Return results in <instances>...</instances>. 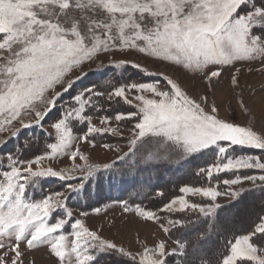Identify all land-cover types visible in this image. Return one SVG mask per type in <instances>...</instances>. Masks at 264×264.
I'll return each instance as SVG.
<instances>
[{
	"label": "snow or ice",
	"instance_id": "obj_1",
	"mask_svg": "<svg viewBox=\"0 0 264 264\" xmlns=\"http://www.w3.org/2000/svg\"><path fill=\"white\" fill-rule=\"evenodd\" d=\"M135 56L161 67L150 71ZM129 68L150 79L125 77ZM226 71L232 98L247 115L240 76L264 74V0H0V150L17 142L0 156V264H25L22 246H47L54 264H264V203L249 230L206 247L219 197L264 193V117L257 129L251 119L242 125L220 115L217 89ZM90 73L96 80L84 84ZM188 75L205 84L203 94H189L180 82ZM257 91L264 99V82ZM122 103L135 110H120ZM124 123H132L127 151L100 144L119 153L114 160L94 163L81 150L95 148L97 137L123 136ZM25 132L30 138L21 144ZM201 157L207 159L194 175L202 183L182 185L162 207L120 201L125 213L166 235L183 230L174 248L138 241L132 251L102 235V227L72 219L70 194L85 192L98 174L131 175ZM59 158L71 166L54 167ZM48 179L61 190H45Z\"/></svg>",
	"mask_w": 264,
	"mask_h": 264
},
{
	"label": "rangeland",
	"instance_id": "obj_2",
	"mask_svg": "<svg viewBox=\"0 0 264 264\" xmlns=\"http://www.w3.org/2000/svg\"><path fill=\"white\" fill-rule=\"evenodd\" d=\"M137 60H139L144 67H147L150 71H156L160 69V65L155 64L149 60H145L139 56L132 57ZM166 71L169 74H172L174 77L178 76L179 73L174 71L173 69H166ZM125 77H132L136 80H148L150 78L144 77L143 74L138 73L135 69L129 68L128 71L125 73ZM151 79H157L156 77H153ZM96 75L95 73H90L88 79L84 81V84H87L89 81H95ZM185 87L186 90L189 92L190 95L193 97H198L199 95L203 94L205 89V84L198 78V77H192L191 75L184 76L181 78L180 81ZM261 82H264V74H261L259 72H247L244 71L240 76V83H241V89L238 91H241L242 98L244 99L246 105L250 109V112L246 115L241 109L237 106V100L232 98V90L230 88V75L229 72L226 71L222 78L221 83L218 86L217 89V103L220 105V115L226 119L232 120L238 124H245V122L249 119L253 121V126L257 129L261 127L262 123V117H264V99H262V95L260 92H256L253 94V89H258ZM67 99V97H65ZM120 110L122 111H134V108H131L128 105L121 104L119 106ZM57 113L54 112L46 121H45V127H48V124L52 122V120L55 119ZM95 123H98V121H94ZM124 131L123 136L121 137H114L111 135H105L104 137L97 138V145L95 148H92L89 145L81 144V150L86 154L90 156V159L94 163H104V162H110L115 159L116 155L119 153L115 152L114 150L105 149L100 146L101 143H108L112 145V148H119L121 151H127L128 147V138L130 136V133L127 131L128 128L132 127V123H124L122 125ZM51 131V129H49ZM26 137L30 138V133L25 132L21 138L20 141L21 144L27 143ZM24 140V141H23ZM51 142V141H50ZM12 144H15L12 142ZM12 144H9L6 146L3 150H0V156L4 152H7L9 149L12 148ZM43 147V137L41 136V149ZM35 147L33 148V152H35ZM207 158L201 157L199 159L200 162L203 160L206 161ZM3 160H0V163H3ZM204 165V162H202ZM202 165V166H203ZM53 166L56 168H67L71 166V161L67 158H59L56 161L53 162ZM140 174H143L146 172L149 176L145 177V175L142 177H139L138 175L133 174L134 177H131L132 184L135 185H141L142 187V193L147 192L148 190V184L153 179L151 176V172L149 170H138ZM177 174V172H175ZM130 177V176H129ZM151 178V179H150ZM54 183L52 182L51 187L48 188L49 183H43V188L46 189H56L58 186H60L61 182L52 179ZM72 183L78 182L77 180L71 181ZM160 184V182H158ZM202 181L199 178H196L191 181L190 184H200ZM160 186V185H159ZM157 186L156 189L159 187ZM181 187V186H180ZM175 188L177 191H179V188ZM223 187V186H222ZM245 188L250 187L249 184L245 183ZM60 188V187H59ZM149 188V187H148ZM47 189V190H48ZM174 188L166 189L164 190V196L163 197H157V200L154 199L149 204V209L156 210L168 200H170L172 197L180 195V193H176ZM47 194V193H44ZM97 194H101V191H98ZM71 195V194H70ZM259 195V194H258ZM253 192H247L242 195V197L238 198L243 200V203L237 207V209H228L225 215H230V217L227 219V221L224 220V218L221 216L220 209L218 210V217H217V229L214 230V233L216 235H220L223 229H227L228 231H233L234 229L238 230L240 226L250 227L253 221L256 219V215L260 213L261 210V204L264 203V193H261L259 197L256 199H252ZM41 197V193L39 190H37L34 193V198L39 199ZM250 197V198H249ZM254 198V197H253ZM195 199V198H194ZM238 201V200H237ZM76 200L73 197L68 203L69 206H73L75 204ZM217 202L222 205L221 208L226 207L227 204H231L236 201H230L228 197L222 196L219 197ZM235 207V206H234ZM73 209V208H72ZM74 216L73 220L80 218L85 221L87 226L90 228H98L102 227V235H104L107 238L113 239L118 244H122L124 247L136 251L138 250L141 245L138 243V241L146 242L148 245H152L155 242L159 240H165L167 243V247L169 249L176 247V245L173 243L172 238L169 235H166L162 229H160L159 225L150 221H144L142 218H139L135 215L134 212H128L125 213L123 211L122 207L119 206H106L104 207L99 214H95L91 211H89V216L87 217H80L79 212L73 210ZM60 215H62L61 212L54 213L53 216L50 218L51 222H55V219L58 218ZM160 215L166 216L167 213H160ZM175 215H182V214H175ZM228 217V216H227ZM233 218V222L231 223L230 220ZM164 221L162 220L161 223ZM245 224V225H244ZM71 225H66L65 231L68 232L70 230ZM244 228V227H243ZM213 233V234H214ZM213 234L210 236L213 237ZM209 237V238H210ZM211 238L209 240H211ZM172 243V244H171ZM21 250L24 252V260L25 264H54V258L50 256L47 250V246H41L37 249L33 250H27L23 246Z\"/></svg>",
	"mask_w": 264,
	"mask_h": 264
},
{
	"label": "trees",
	"instance_id": "obj_3",
	"mask_svg": "<svg viewBox=\"0 0 264 264\" xmlns=\"http://www.w3.org/2000/svg\"><path fill=\"white\" fill-rule=\"evenodd\" d=\"M77 131H79V129ZM97 138L99 139V137H97ZM13 143H17V142L13 141ZM19 143H21V142H19ZM34 153L38 154V152H36V151ZM199 159L193 160L189 163H182V164H167V163H159L158 162L152 168H148V169L141 168L142 170H149L151 172V174L153 175V176H151L153 179L150 178L151 181L153 182L152 186L150 185L148 188V191H147V192H150V194L152 195L153 198L152 199H145L144 194H141L140 198L138 200H135V202L133 203V206L136 204H141L142 206L148 208L150 202L154 199V197H155V200H157V197L155 196V192L157 190L164 191L168 188L170 190L172 188L175 189L177 187H180L184 184H190L192 180L198 178L194 175L195 167L197 165L202 166L203 165L202 162L205 163L204 160L202 162H200ZM175 172H177V174H175ZM133 174L138 175L139 177H141V179L144 175H145V177L149 176L146 172H144L143 174H140L139 171H135L130 175V177H133ZM116 175L117 174H114L113 177ZM128 176H129L128 174L123 175V177H128ZM52 182H53V180L43 181V183H49L48 188L51 187L50 185H52ZM121 182H122V180L120 179L116 183H121ZM158 182H160V184ZM74 183H77V182H74ZM157 186H159L157 189H153L154 187L156 188ZM59 187L60 186H58L56 189H53V190H61ZM48 188H46L45 190H47ZM174 191L176 193H179V191H177L176 189ZM91 192L86 193V195H83L81 197L79 196L78 199L75 198V200H76L75 204L73 206H69V207L73 208V210H78V211H86V210H89L90 208H92L93 206H91V204H90L91 200H92ZM45 193H47V192L45 191ZM74 194L75 193H73L72 195H74ZM258 194L260 195L261 192H259V191L253 192V196H250V197H252V199H250V200H253V199H256L257 197H259ZM242 203H243V200L238 199V201L233 202L231 204H227L226 207L221 208L220 212L222 213L221 216L224 218V220L227 221V219L230 217V215L224 214L228 211V209L234 208V210H235ZM232 205H233V208H232ZM233 221L234 220L232 218L230 220V222L232 223ZM217 226H219V225H217ZM245 226L241 225L240 228H238V230L234 229L233 231H228L225 228V229H223V231L221 232L220 235H216L213 231V233H214V234L212 233L213 237L212 238L210 237L211 240H209L210 238L208 239V241L206 242V247L211 248L213 250L220 247L221 243L226 238H231L233 235L243 234L244 232H246L247 230L250 229V227H245ZM204 227H206V226L205 225L199 226L197 228V231L203 230ZM182 234H183V230H173L170 237L172 238V240H175V239L181 238ZM194 235H195V232H193L191 235L184 236L183 238L191 240ZM170 264H171V262H170Z\"/></svg>",
	"mask_w": 264,
	"mask_h": 264
},
{
	"label": "crops",
	"instance_id": "obj_4",
	"mask_svg": "<svg viewBox=\"0 0 264 264\" xmlns=\"http://www.w3.org/2000/svg\"><path fill=\"white\" fill-rule=\"evenodd\" d=\"M172 244V243H171Z\"/></svg>",
	"mask_w": 264,
	"mask_h": 264
}]
</instances>
